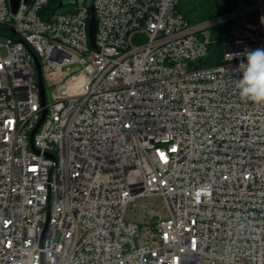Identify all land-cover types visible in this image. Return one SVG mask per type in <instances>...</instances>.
<instances>
[{
  "label": "built area",
  "instance_id": "1",
  "mask_svg": "<svg viewBox=\"0 0 264 264\" xmlns=\"http://www.w3.org/2000/svg\"><path fill=\"white\" fill-rule=\"evenodd\" d=\"M60 2L0 0V264H264V104L236 88L264 0H92L96 49L88 0Z\"/></svg>",
  "mask_w": 264,
  "mask_h": 264
},
{
  "label": "trees",
  "instance_id": "2",
  "mask_svg": "<svg viewBox=\"0 0 264 264\" xmlns=\"http://www.w3.org/2000/svg\"><path fill=\"white\" fill-rule=\"evenodd\" d=\"M240 0H180L179 11L190 23H199L211 20L222 14L232 11ZM246 4H254L257 0H243ZM55 7L53 8V10ZM228 25L223 24L212 29V36L217 43L212 47L204 67L214 66L222 54L224 38Z\"/></svg>",
  "mask_w": 264,
  "mask_h": 264
},
{
  "label": "clouds",
  "instance_id": "3",
  "mask_svg": "<svg viewBox=\"0 0 264 264\" xmlns=\"http://www.w3.org/2000/svg\"><path fill=\"white\" fill-rule=\"evenodd\" d=\"M229 57L241 53H229ZM245 60L239 64L241 78L236 81L241 100L254 104H264V48L248 50L243 53Z\"/></svg>",
  "mask_w": 264,
  "mask_h": 264
},
{
  "label": "water",
  "instance_id": "4",
  "mask_svg": "<svg viewBox=\"0 0 264 264\" xmlns=\"http://www.w3.org/2000/svg\"><path fill=\"white\" fill-rule=\"evenodd\" d=\"M21 0H10V6L12 9L13 13H16L19 5H20ZM32 2V0H24L25 4L30 5ZM68 3V0H61L59 7H62L64 5H66ZM88 8L90 10V23H89V35H90V42H91V46L93 49H96V45H95V36H96V28H97V22H96V18H95V13H94V7L92 4V0H88ZM37 64V70H38V78H39V85H40V94H41V99H42V103L43 105H45V90H44V84H43V80H42V74H41V69L38 63ZM47 111L44 110L43 112V116L41 121L39 122V124L37 125L36 130L33 132L32 137L34 136V134L36 133L37 129L40 127L42 121L44 120L45 116H46Z\"/></svg>",
  "mask_w": 264,
  "mask_h": 264
},
{
  "label": "rangeland",
  "instance_id": "5",
  "mask_svg": "<svg viewBox=\"0 0 264 264\" xmlns=\"http://www.w3.org/2000/svg\"><path fill=\"white\" fill-rule=\"evenodd\" d=\"M223 51H224V46H223L222 52ZM47 94H48L47 95L48 96V100H50L49 89H47ZM148 201L149 202H147V206H148L147 207L148 208L147 211H149V210L151 211L152 209H154L155 212H157V211L160 210V208H161V204H160L161 201L160 200L151 198ZM150 203H152V204L153 203L159 204V206H156V208H154V207L150 206L151 205ZM131 213H132L131 210H129L128 215L130 216ZM163 213L165 214V210H163ZM137 217L142 222V227H144V228H148V227L153 228L155 226V223H156L157 219H158V214L155 215V214L151 213L149 215L148 214L146 215V213H144L143 210H141V209L138 208V215H137Z\"/></svg>",
  "mask_w": 264,
  "mask_h": 264
},
{
  "label": "snow or ice",
  "instance_id": "6",
  "mask_svg": "<svg viewBox=\"0 0 264 264\" xmlns=\"http://www.w3.org/2000/svg\"><path fill=\"white\" fill-rule=\"evenodd\" d=\"M163 158V157H162Z\"/></svg>",
  "mask_w": 264,
  "mask_h": 264
}]
</instances>
